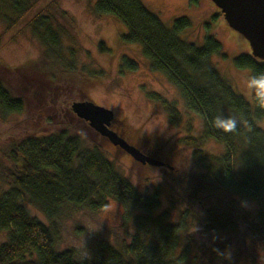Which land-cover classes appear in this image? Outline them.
I'll use <instances>...</instances> for the list:
<instances>
[{
	"label": "trees",
	"instance_id": "16d2710c",
	"mask_svg": "<svg viewBox=\"0 0 264 264\" xmlns=\"http://www.w3.org/2000/svg\"><path fill=\"white\" fill-rule=\"evenodd\" d=\"M34 2L0 0V23L10 29ZM198 2L191 0L192 4ZM91 11L97 18L113 16L126 28L120 34L121 44L139 46L149 71L161 74L176 88L186 110L205 119L204 136L224 147L223 153L211 157L205 172L180 175V188L189 203L218 195L253 200L259 207L255 219L264 234V129L257 125L264 118V109L252 97L250 104L211 62L212 56L220 54L221 44L209 32L210 21L223 19V15L204 22L208 32L200 46L182 36L191 27L187 18L163 22L141 0H97ZM29 27L41 46L40 62L31 75L43 78L51 89L48 108L63 99L65 121L58 110L44 108L36 118L21 124L23 132L4 152L10 163L5 171L11 187L0 192V233H9L8 241L0 245V264H198L189 254V244H181L186 224L172 221L170 210L162 209L160 192L142 191L121 176L96 142L98 134L71 110L73 102L87 98L85 91L100 82L104 72L79 66L74 57L65 59L62 32L54 27L53 16L39 14ZM100 46L110 52L103 43ZM0 67L13 74L23 70V66L11 68L3 61ZM234 67L247 70L250 76L264 71V62L242 54L234 59ZM137 69L136 61L121 57L119 75ZM32 85L35 91H42L40 81L32 80ZM148 96L157 101L173 127L182 125L181 109L175 102L157 93ZM24 110V99L14 96L0 78V114L6 117ZM219 113L242 116L247 126L236 133H223L212 124ZM202 152L201 148L195 152L199 161L206 159ZM109 201L120 204L125 217L133 221L135 235L130 243L118 249L101 239L86 259L79 258L74 249L56 250V219L64 209L96 214ZM24 203L40 212L49 225L32 218ZM203 214L205 235L236 233L238 222L229 210L215 204ZM214 249L221 251L220 245L213 244L211 253L218 261L225 260Z\"/></svg>",
	"mask_w": 264,
	"mask_h": 264
},
{
	"label": "rangeland",
	"instance_id": "374dc122",
	"mask_svg": "<svg viewBox=\"0 0 264 264\" xmlns=\"http://www.w3.org/2000/svg\"><path fill=\"white\" fill-rule=\"evenodd\" d=\"M96 1L36 0L31 10L10 29H7L8 25L5 23H0V61L11 68L23 66V70L15 74L0 67V78L14 96H20L25 101V110L21 114L6 117L0 114V192L11 187V180L5 171L10 163L6 160L4 152H7L23 132L21 124L27 119L36 118L44 108L49 107L51 89L43 78L31 75L40 62L41 46L31 36L29 25L37 15L43 13L53 16L54 27L62 32V50L66 60L74 57L77 65L104 72L100 82L85 91V100L112 110L115 119L113 127L120 136L141 150L151 152L157 159L167 162L171 168L137 163L106 139L100 141V135L96 137L103 153L112 161L121 176L142 191L150 194L159 191L162 209L170 210L172 221L186 224L181 244H189V254L194 257V261L198 264H264V234L255 219L259 208L256 202L246 201L245 207L239 197L223 195L204 197L197 204H191L186 199L180 188V175L205 172L211 157L223 153L224 147L204 136L205 119L186 110L176 88L161 74L149 71L139 46L121 44L120 34L126 31V28L113 16L97 18L92 14L91 7ZM141 1L163 22H170L174 18H187L191 27L182 36L200 46L204 44L208 32L204 22L220 14L211 0H199L198 4H192L191 0ZM1 8L4 9L2 6ZM62 12H65L66 16L62 15ZM210 22L209 32L221 44L220 54L212 56L211 62L233 88L252 104L245 86L249 72L236 70L234 67L236 57L251 54L249 44L242 35L231 29L224 19L215 18ZM101 43L110 52L103 51ZM122 56L136 61L138 69L119 75ZM32 80L41 82V92L35 91ZM150 93H157L176 103L183 116L181 126L171 125L167 114L157 101L148 96ZM58 95L63 98L62 93ZM59 99L57 101L61 104L63 99ZM57 103L48 110H58L65 121V106ZM257 125L264 129V118ZM198 148L203 150L202 154L206 158L203 161H199L195 153ZM215 204L231 212L238 222L236 233H222L217 237L204 234L203 212ZM23 205L32 218L49 225L34 207L27 203ZM56 220V250L74 249L81 259L88 258L91 249L101 239H107L120 249L123 244L130 243L135 235L133 221L125 217L123 207L114 201H109L107 207L96 214L84 209L66 208ZM8 237V232H1L0 245L7 242ZM213 244L220 245L221 252L228 253L230 258L218 261L211 253Z\"/></svg>",
	"mask_w": 264,
	"mask_h": 264
},
{
	"label": "water",
	"instance_id": "95a60500",
	"mask_svg": "<svg viewBox=\"0 0 264 264\" xmlns=\"http://www.w3.org/2000/svg\"><path fill=\"white\" fill-rule=\"evenodd\" d=\"M211 2L219 9L228 26L245 38L251 49L250 55L264 62V0ZM71 110L79 119L86 121L98 135L127 153L135 162L156 167L164 165L162 160L146 154L111 129L114 121L112 110L90 100L73 102Z\"/></svg>",
	"mask_w": 264,
	"mask_h": 264
},
{
	"label": "clouds",
	"instance_id": "9594fccd",
	"mask_svg": "<svg viewBox=\"0 0 264 264\" xmlns=\"http://www.w3.org/2000/svg\"><path fill=\"white\" fill-rule=\"evenodd\" d=\"M245 86L257 106L264 109V71L248 76ZM212 124L223 133H236L241 126H247V121L236 114L224 115L219 113L212 119ZM241 203L242 206H247L246 201ZM214 251L217 252V255H223L226 259L230 258V255L226 252H221L219 249H214Z\"/></svg>",
	"mask_w": 264,
	"mask_h": 264
},
{
	"label": "flooded vegetation",
	"instance_id": "af4514ba",
	"mask_svg": "<svg viewBox=\"0 0 264 264\" xmlns=\"http://www.w3.org/2000/svg\"><path fill=\"white\" fill-rule=\"evenodd\" d=\"M114 121H115V119H114ZM113 121V122H114ZM113 122H112V125H111V129H113L114 131H116L115 129H114V127H113ZM119 134V133H118ZM146 154H148V155H150L151 157H155L156 158V156L154 155V154H152L151 152H148V151H145V150H143ZM163 161V160H162ZM164 162V165L163 166H161V168H164V167H168L169 169H171L169 166H168V164H167V162H165V161H163Z\"/></svg>",
	"mask_w": 264,
	"mask_h": 264
}]
</instances>
